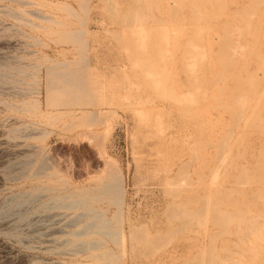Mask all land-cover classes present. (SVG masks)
<instances>
[{
	"label": "rangeland",
	"instance_id": "1",
	"mask_svg": "<svg viewBox=\"0 0 264 264\" xmlns=\"http://www.w3.org/2000/svg\"><path fill=\"white\" fill-rule=\"evenodd\" d=\"M0 264H264V0H0Z\"/></svg>",
	"mask_w": 264,
	"mask_h": 264
},
{
	"label": "bare ground",
	"instance_id": "2",
	"mask_svg": "<svg viewBox=\"0 0 264 264\" xmlns=\"http://www.w3.org/2000/svg\"><path fill=\"white\" fill-rule=\"evenodd\" d=\"M126 21H127V20H126ZM214 209H215V208H214ZM212 210H213V209H212ZM214 211H215V210H214ZM216 212H218V211H216ZM201 215H202V214H201ZM216 215H217V216H216ZM216 215H215V216L218 217V213H216ZM226 216H227V215H226ZM226 216L224 215L223 217H226ZM219 217H220V216H219ZM226 218L228 219V216H227ZM224 219H225V218H224ZM224 219H223V220H224ZM215 220H216V219H215ZM221 221H222V220H221ZM226 221H228V220H226ZM226 223H227V222H226ZM218 224H219V223H218ZM223 225H224V224H223ZM223 225H222V226H223Z\"/></svg>",
	"mask_w": 264,
	"mask_h": 264
}]
</instances>
